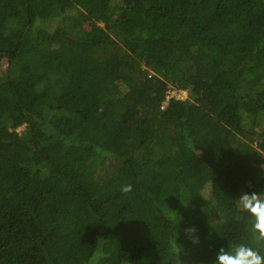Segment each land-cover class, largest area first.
<instances>
[{"label":"trees","instance_id":"trees-1","mask_svg":"<svg viewBox=\"0 0 264 264\" xmlns=\"http://www.w3.org/2000/svg\"><path fill=\"white\" fill-rule=\"evenodd\" d=\"M252 191L264 0H0V264H214Z\"/></svg>","mask_w":264,"mask_h":264},{"label":"clouds","instance_id":"clouds-1","mask_svg":"<svg viewBox=\"0 0 264 264\" xmlns=\"http://www.w3.org/2000/svg\"><path fill=\"white\" fill-rule=\"evenodd\" d=\"M121 191L125 194L131 192L132 185H123ZM238 208L250 218L248 231L251 233V243H237L231 248L220 247L214 264H264V255L261 254V250H264V194L255 191L239 193ZM184 232L190 243H200L197 228L188 227ZM172 253L178 255L174 246Z\"/></svg>","mask_w":264,"mask_h":264},{"label":"rangeland","instance_id":"rangeland-1","mask_svg":"<svg viewBox=\"0 0 264 264\" xmlns=\"http://www.w3.org/2000/svg\"><path fill=\"white\" fill-rule=\"evenodd\" d=\"M5 63V65H7V63H6V61L4 62ZM169 91H170V93H175V92H177L178 90H177V88H175V87H169ZM179 92V91H178ZM176 94H180V95H182V96H186L183 92H181V93H176ZM79 155H81L80 157L81 158H83V159H85L86 161H88L89 159H90V157H91V153L90 152H87V151H80L79 152Z\"/></svg>","mask_w":264,"mask_h":264},{"label":"built area","instance_id":"built-area-1","mask_svg":"<svg viewBox=\"0 0 264 264\" xmlns=\"http://www.w3.org/2000/svg\"><path fill=\"white\" fill-rule=\"evenodd\" d=\"M178 91L175 92V93H170V91L168 90V93H167V97H166V102L172 98V97H175L176 99H186L188 97V92L187 90H184V89H177ZM183 92L186 96H182L180 94H176V93H181Z\"/></svg>","mask_w":264,"mask_h":264}]
</instances>
